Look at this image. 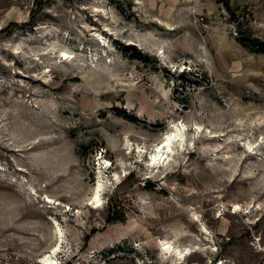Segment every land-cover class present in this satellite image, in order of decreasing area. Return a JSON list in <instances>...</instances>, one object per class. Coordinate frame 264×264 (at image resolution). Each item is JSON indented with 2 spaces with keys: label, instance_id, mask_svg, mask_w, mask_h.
<instances>
[{
  "label": "rangeland",
  "instance_id": "374dc122",
  "mask_svg": "<svg viewBox=\"0 0 264 264\" xmlns=\"http://www.w3.org/2000/svg\"><path fill=\"white\" fill-rule=\"evenodd\" d=\"M249 39L264 0H0V264H42L57 223V264H264Z\"/></svg>",
  "mask_w": 264,
  "mask_h": 264
},
{
  "label": "bare ground",
  "instance_id": "6f19581e",
  "mask_svg": "<svg viewBox=\"0 0 264 264\" xmlns=\"http://www.w3.org/2000/svg\"><path fill=\"white\" fill-rule=\"evenodd\" d=\"M64 55L65 57H68V55L65 52H64ZM172 127H173V130L170 133H168L162 141H160L159 143L155 145L154 153L151 154V158H150L153 167H157L161 162H164L167 158H169L171 152H173L172 144L174 142L182 141L181 128L177 124H173ZM102 187H103V184L99 181L95 189L94 195L91 198L93 199L92 203L94 204V207H98L99 205H101L100 192H101ZM56 229L58 233L57 243L52 248V250H50L48 253H45L42 256L40 260L42 264H57L56 256L58 252L61 250L62 244L64 242V235L58 223L56 224ZM160 246H162V249L165 252L169 254L170 252L173 253V255L176 256V259L177 258L181 259L185 257V254H187V251L185 249L174 247L168 244L167 242H162Z\"/></svg>",
  "mask_w": 264,
  "mask_h": 264
},
{
  "label": "trees",
  "instance_id": "16d2710c",
  "mask_svg": "<svg viewBox=\"0 0 264 264\" xmlns=\"http://www.w3.org/2000/svg\"><path fill=\"white\" fill-rule=\"evenodd\" d=\"M249 41H252V43H254V45L259 46L264 51V42L259 41L257 39H251V40L249 39ZM247 45H249V44L247 43Z\"/></svg>",
  "mask_w": 264,
  "mask_h": 264
}]
</instances>
